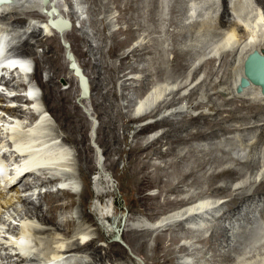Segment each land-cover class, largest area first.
<instances>
[{
    "label": "bare ground",
    "instance_id": "1",
    "mask_svg": "<svg viewBox=\"0 0 264 264\" xmlns=\"http://www.w3.org/2000/svg\"><path fill=\"white\" fill-rule=\"evenodd\" d=\"M121 1L122 0H113V3L118 4L120 7L118 6L117 7L120 8V10L123 11L124 14H128L126 17H121L120 19L127 20L128 22L130 20L134 21L136 18V20L139 22L140 16H138L139 13L137 12V8H136L139 4L136 6L135 3L133 4V1L123 0L126 3H124V7L122 8L121 5L123 3H121ZM233 1L234 0H231V2ZM60 2H61L60 0H49V5L45 8L41 5V0H10L9 3L0 5V69L6 71L4 73L5 76L3 75L5 78V81H3L5 82L4 84L9 88L14 89L13 91L18 92V94L14 96L15 97L14 101H10L13 103V106L11 108L4 105H0V108L8 116L5 118L4 116L0 115V122H2L0 124V127L1 126L3 127L4 125L6 126L5 133L3 134L2 140L0 141L1 144L0 148L4 150L13 148V150L16 152V157L14 158V160H16L17 158L19 159L21 158L22 162H24V160H30L31 163L27 164L29 167L40 166L37 169V171L41 173V175H39V178L37 177V175H33V174H26V175L32 176L34 177V179L37 177L34 181V185L39 182V184L44 185L43 187H45L48 190L45 193H38L36 198L25 199L23 201L24 207L22 211H18V209L14 210L12 208L13 200L16 199L13 195L7 198L6 196H4V193L0 194V214H2V209H6V212H3L4 213L3 220L7 222L6 225L3 221H0V229L3 231L4 227L9 226L11 222L16 221L14 218V214H15V216H18L20 219L17 220L16 222L23 227L22 231L24 233L23 235L19 236L20 237L19 239L16 238L15 240L0 238V245L7 244L9 246V247L6 246L4 251H7L8 249H11L12 251H17L18 254L16 258L23 259L29 257L33 259L31 262L32 264H35V258L37 259L39 257L41 259H39L38 262L45 260L48 261L47 264H139L135 259L130 257L127 253H125V251H123V249H121V247L117 244L118 242H116V240L114 241V238L117 237L116 236L117 234H119V239H121V241L123 242H127L124 239V233H127V236L125 237L127 238L126 240H129L131 244H135L136 241H138L137 234L141 233V235L143 236H149V235L151 236L152 234L157 233L155 236L156 245L154 249L162 250V252L163 251L165 252V254H163L164 261L168 260L169 254L172 253L173 251V254L175 253L179 255L173 259L174 261L173 264H192L191 263L193 261L192 255L196 257L195 253L193 252L195 250V247H197L198 244L204 243L205 246L208 245V247H206L208 251H206L205 249L204 252L202 251L201 253L200 251L199 253H197V254L201 253V256L198 255V257L204 259V261L211 262V264H245L246 262H244L243 260L240 261L239 259H234L231 256L232 252L234 253L235 251L237 252L238 250V249L236 250V247L234 246V241L237 242L235 236L238 237L239 235V234L236 235V231H237L236 227L238 225L241 226L245 223L246 224L251 223L252 218L253 217L257 218L258 215L264 216L263 215L264 214V177L262 178V180L260 179L261 182H259L258 185H255L254 188H252L253 186L249 179H248L249 181L245 183L248 184L247 186L242 185V187H240L241 184H239V187H236L238 183L241 182L242 180L241 177L244 174L240 175L242 172L234 173L233 169L230 167L231 165H229V167H223L220 170L219 167L216 165V167H218V171H216L217 169H215L214 171L213 167H212L213 170L212 168L207 169L206 168L207 163L208 161H210L207 158L212 155L211 154L212 149L211 151L206 152L205 149H199L198 148L199 146L196 147L193 145V143L197 141H203L207 139V137L209 136L210 138H214L215 140L216 137L220 138L224 134L228 135L234 133L235 131H237L240 134L246 133V135L247 133L249 134L250 132H253L256 133L255 134L256 136L258 135V138L260 137L259 140L264 138V96L261 95L260 88L258 86H254L250 84L248 87H244L240 93L237 92L239 80L243 77V62L245 58L253 52H258L259 54L264 56V0H256V6L254 7L257 14L255 15V13H252L255 15L253 19L251 18L252 20L243 19L245 23H242L243 22L242 20H240L242 22L236 20L233 21L228 20L229 18H227V16H229V10L227 9L228 6L227 0H221L222 6L224 7L222 12L220 10L221 13H219V9H220L219 5H221V3L218 4L216 2L218 4V7L214 11L212 10L214 4H211L212 7L211 9H209L213 11V15L214 12L216 13V17H217L216 19L219 20V26L228 29L227 33L223 34L225 36L223 38V42L220 41L222 43H219V45L216 46V49L218 48L220 52H223L222 53L223 56H225V55H230L228 54L230 52L228 48L229 47L232 48L231 53L233 52L232 54L234 57V62L232 61L234 63L233 70L236 75L234 78H232L233 79L232 84L231 81L229 82L219 81L218 85L215 84L212 86L211 83L208 82L211 87H208L209 88L208 90L206 89L207 90L206 95L200 97L201 93L199 94L200 95L199 96L198 90L200 89V87L202 88L203 85L206 84L205 82L207 81L206 80L207 78H205L206 76L203 78L204 79L203 81L201 82L199 81L200 78L199 71L200 70L202 71L203 68L201 67L204 66L203 64V66H201L199 69L198 68L196 70L194 69L193 70L194 72H192V74H189L185 78L186 79L185 82L178 81V85L177 83H175L177 85V86L174 85L175 87L174 86L168 87L169 85L165 83L168 88L163 87L164 85L158 87L155 86L150 90H147L142 95V97H140V100H138V102L132 106L133 109L132 112L134 116L132 118L128 117L126 123L123 124L124 131H126L129 128L134 129L133 131L134 135L132 136V139L134 140V145L131 146V148H129V153L127 155V160H128L127 167L123 170V173H126L125 175H127L129 179V183H130L129 186L132 189V192L138 196V200L139 202H141V206L144 208V210H153L154 208L161 207L162 203L160 204V202H158L159 195H162L164 197L176 195V197L182 196V198L180 201H178L179 203L170 205L169 206L170 208L167 211L163 212L164 211L163 209L161 215L157 216L156 213L154 218L150 221L149 225L146 223L136 222V221L134 223L133 221L134 227H132L130 230L126 229V227H128L127 225L128 220L127 219L123 220L122 218L116 217L114 214L116 211L119 210L118 208L120 206V200L114 199L113 205L111 203L110 204L107 203V205H105L104 203V205L107 206V210L105 214H104V209H106V207L103 204H99L97 202L95 203L94 206L95 207V211L93 213L94 216L87 215L85 211H83L86 210L88 206L92 205L91 203L92 201H89V199L92 196V192L90 189L89 174L92 171L94 172V170L96 169V167H94V158L97 156L94 154L93 147L90 144L88 132L91 129L87 123L88 120L86 121V116L84 115V113L82 114L80 110L79 102L81 104H84L85 106L87 102H89L88 105L95 108V113L97 114L98 118L100 117L101 119L99 132L97 131L98 135L96 137V142L103 147L102 154H106V153L110 154V152L113 151V145L119 143L120 137L118 138L116 135L118 122L115 121L116 119L114 120L112 114H107L109 106L113 104L111 103L109 105L107 103L108 100H106V97L107 94H109V92H107L104 95L101 94L102 92H100L102 89L101 87L102 85L99 79H101V77L97 76V78H94L95 80L94 82L91 81L90 77L88 76L85 69L81 65V62H79L75 57L74 58L75 62L82 69L83 75L87 78L89 77L88 78L89 96L88 98L85 99L79 98L80 88H79L78 80L75 77V75H73L72 71L70 70L71 71L70 72L68 70L69 61L66 60L67 49L63 48L65 47L64 46L65 42L61 41V43L63 44H61V48H60L58 41L60 40V37L67 35L74 41L76 45V50L80 54V56H82L83 58L90 56L87 55L88 53L87 50L86 51L85 49L82 50L81 46L86 42L82 37H80L76 32H74L72 25V23H75L80 19L81 8H79L78 6L76 7L73 6L69 8L70 9L69 13H65L62 9V4ZM153 2L152 4L155 7L154 8L155 11L156 9H158L159 12H161L164 9L163 8L164 5H162V1L154 0ZM183 2H185V0H182V3ZM244 2L245 0H240V1L238 0V3L242 4ZM31 3H34L35 5ZM211 3H214V1ZM51 4L53 5L54 8L58 10V16H60L63 19H67L71 22V28L69 30L63 33H59L53 30L48 25L47 15L43 12V8L48 10ZM152 4L150 3L149 5H151L152 7ZM243 5H240V7H238V11L239 10L243 11L241 10ZM36 7L38 9L34 10L36 9ZM147 8L145 9L149 11L148 10L149 8L148 9ZM236 8L237 7H235V9ZM235 9L234 11H236ZM139 10L141 9L139 8L138 11ZM157 13L155 14L154 12V15H157ZM189 13L192 14L191 11ZM161 14L163 13H160L159 15ZM171 14L173 17H175L178 14V11L172 10ZM252 14L251 15L248 14V15L252 16ZM154 15L151 17L152 21H155ZM201 15L203 14L201 13ZM237 16L239 17L240 15ZM249 16L247 18H250ZM160 17L162 19L164 16L163 17L160 16ZM147 18L148 17L143 16V19L141 20ZM155 18L157 19V16ZM165 18H167V16ZM41 19H43V21ZM173 19L174 18H172L170 24H174L175 21L173 22ZM210 19L207 20L210 21ZM147 20H145V22ZM150 22L151 21H149V23ZM195 22L197 25L198 24L197 21ZM206 24L207 23H205V25ZM182 25H184V23ZM163 26L165 27V25ZM190 26L187 27L190 28ZM82 27L83 26H81V28ZM207 27L209 28V26ZM140 28L141 27H138L137 29L140 30ZM145 28H146L145 31H147L148 28L147 27ZM202 28L205 29V27L203 26ZM158 30H157V34L160 32V31L158 32ZM175 30L177 29L175 28ZM154 31L156 30L154 29ZM195 31H197V33L194 34H198V32H201L200 30L199 31L195 30ZM213 31L214 30L210 31V34L208 33V35L211 36V32ZM118 32L125 34L123 35L126 36L124 40L122 41H118L119 39L117 40V37L119 36ZM136 33L133 32L132 27L128 26V28H126L125 30L122 29H119L118 31L116 30V32H114L111 37L114 38V44L111 50L113 54L115 50L118 48H120V50L122 51L124 47L127 46L128 44H130L131 46V50L129 52H127L126 54L122 53L120 55L121 61L119 68L124 71L128 69V67L127 68L125 67V63L127 60L133 59L134 60L133 64H135V62L136 63L139 62L138 64L141 65L140 61L145 60L144 55L146 54L150 55L152 53L151 52L152 50H150V46L152 47V45L149 46L146 43H148L150 40L152 42L155 41L156 36L150 37L153 33L146 34L145 35L146 37H150L149 40L148 38H146L145 39L146 42L143 43L140 42L138 43V45H136L137 42V40L135 39ZM205 33H206V29H205ZM205 35H207V33ZM214 35L216 34L214 33ZM160 37L162 36L159 35V38ZM205 37H209V36H205ZM85 38L87 40L88 37ZM94 38L92 37L91 39L93 40ZM176 38L177 37L175 36L172 37V41L175 44L177 41ZM201 39L203 40V38ZM206 39L208 38H205V40ZM165 40L163 39V41L161 42H164ZM205 40H203L202 42H205ZM208 40H206L207 44L210 41ZM50 41L51 43H49ZM133 42L135 43L134 48H132L134 45ZM162 44L161 46H163ZM168 44L171 45L170 43ZM188 44H190V42ZM40 48H41V53H39L38 51V49ZM101 50L102 49H100V51ZM172 50L176 51L175 53L176 55L175 56L173 55L175 59L172 61L173 64H171L174 68V69L172 68L174 74L176 72H179L180 70L184 71L185 67L186 69H188L189 66L195 67V65L193 64H188L190 60H193V55L197 54L195 53L196 51L195 52L193 51V48L173 47ZM71 51L72 49H70L69 52L71 53ZM11 52H15V53H11ZM159 53L161 54L162 52L159 51ZM213 53H215V55L218 54V52H213ZM168 54L170 53H168L167 51V55ZM19 55L29 56L30 59L20 60ZM167 55H163V57H166ZM215 57L216 56L208 59L205 63V66L214 63L216 61ZM149 58L150 59L147 60V64L145 65L146 67L142 68L140 71L138 68L140 65L138 64H137L138 67L129 66L130 72L124 74L121 77V79L125 78L123 81L124 83L123 89L128 90L130 88L131 90L132 88L133 91L134 90L137 91L135 87L136 82H139L141 80L142 82L147 81L149 78H156L157 80H160L164 75L166 76V73L164 72L165 69L162 70L161 67H160L161 69H159V66L155 65V61L154 62L151 61L156 59V57L152 59L149 56ZM160 58L162 57L160 56ZM166 64L168 63L166 62ZM32 65H33V74L29 77L26 70L30 69ZM228 65L230 64L228 63ZM85 66L91 69L93 72L97 67V65L92 64L90 61L86 63ZM163 67L165 68V66ZM170 70L168 73H170ZM190 70H192V68ZM42 71L45 73V80H42V75H41ZM138 73L139 74L143 73V76L137 75ZM128 74H134V77L130 76V78L129 77L127 78ZM27 77L30 79V81L35 80L37 88H34L33 86L27 88V85L23 83ZM61 77L67 83H69V86L62 90L61 87H59L58 84H56L55 82L57 79H60ZM140 77L142 78L141 80L139 79ZM187 80H190L188 84H187ZM127 82H129L128 83L129 86L126 85ZM171 82L174 83L173 81ZM220 87L221 88L223 87V91L218 90ZM188 89L189 91L183 94V92H185ZM30 91H31V96L34 98L33 102L30 101L31 96H26L23 93H21V92H30ZM95 91L98 93V95L101 94L102 102H99L98 101L99 99L95 100L94 98L95 96H93L92 94V92ZM138 91H141V89L138 88ZM3 92L4 94L0 95L1 97L0 102L6 103L7 97L5 93L8 92L6 90H3ZM181 93L183 95L177 98L176 97L177 94L180 95ZM161 98H164V100L159 102ZM184 101L187 102L186 103L187 105H190L185 108L186 110H184V107L182 106ZM15 103L17 104V106H15ZM131 104L132 103L129 101L127 105L125 104L126 105L125 108L130 109ZM152 106L155 107L150 111V113L148 112V114L145 113V115L139 116L140 112L148 111L151 109ZM228 107H231V109H228ZM31 108L34 109L35 112H31ZM119 109H121V105ZM206 110L208 112L211 111V113L207 115L206 113H204ZM191 111H194L193 113H195L196 111H200V113L194 115L193 113H191ZM244 111H246V113H249L250 115L241 114L242 112L244 113ZM115 112L118 111L116 110ZM212 112H214V114H212ZM47 113L49 114L52 113L53 116L51 114L48 115ZM49 116L54 118V120L56 118V120L58 121L59 128L58 127H56L55 129L52 128L53 125L50 121ZM211 116H215V118L214 117L212 118ZM117 117L121 118V114H118ZM217 117H219V119H217ZM177 119L178 120L181 119L180 120L181 122L178 121ZM225 119L228 120L225 122L224 121ZM174 120L177 121L174 122ZM140 122L145 123L141 128H138V126H135L134 128L132 127V124H138ZM178 122L180 123L178 124ZM257 122L258 125L252 126V128L250 129L242 128V130L240 131L237 130L239 126L249 125L251 123H257ZM159 127H166L167 130H165L159 138L150 140L149 138L154 133L148 131ZM189 128L192 129L195 128V132L189 131ZM214 128H217L218 130L214 131ZM218 131L222 133L221 136H219ZM145 133L148 134L146 135V137L142 139L144 141H142L141 139H139V137L141 136V134H145ZM253 133L252 135H254ZM254 138L257 137L254 136ZM164 139L166 140L164 145H167V149L164 152H161V147L163 146L162 140ZM219 141L222 144L221 138ZM253 141L251 140V142ZM226 144H228V142H226ZM226 144L223 146H226ZM249 144L248 146L250 147ZM158 145L159 147L156 148ZM181 146L182 148H180L179 151H176V149H178ZM248 146L246 145V148ZM185 147L186 149H184ZM149 148H155L153 150V153L151 152L152 153L151 156L149 155L148 152L145 153L146 150H148ZM224 148L226 151V147ZM229 148L227 149L230 150ZM244 150L245 149H243V151ZM258 151L259 150H257L256 152ZM252 152L254 153L255 151L252 150ZM171 155H174L173 156L174 158L179 157L180 158L179 162L177 161L174 162L173 160H171V162L168 165L167 162L166 163L164 162L162 166L155 165L151 162V159L163 158L164 156H171ZM250 156H254V155L251 154ZM242 158L244 160V157ZM246 158H249V156L245 157V159ZM192 160H193L192 163L193 165L190 167L189 163H191L190 161ZM219 160L218 162H220ZM76 164L78 166H76ZM180 165L185 166V168H187V171H184L182 169L183 172H181ZM243 165L244 167L249 166L248 162L242 164V166ZM116 167L117 164H115L114 162H110L108 168L113 171L115 170ZM151 167L153 169L152 171L149 172V169ZM251 167H252V163H251ZM75 169H77L78 171L80 178L79 180L82 185V189L80 188L81 190L78 192H77L78 189L76 187L80 184L79 182H77V178L74 177L76 174ZM203 171L204 173L202 174V178L196 177L199 173ZM262 171L263 169L261 170V172ZM53 174H55L56 176L57 175L60 176L61 174V178L60 177L50 178L49 176ZM26 175L24 177H26ZM223 176L230 178L232 180V184L228 185L226 183L224 184V186L220 185V187H217L218 188L217 192H213V193L205 192L206 190L204 187H203L204 189L201 190L200 192L196 193L195 191H193V189L196 190L195 187L200 186L202 182L204 184L209 185L210 183L215 182L216 180L220 179ZM255 177L256 179H258L259 176H255ZM116 180H121V179L119 177H116ZM189 180L191 181L189 182ZM220 180L223 181V179ZM57 182H61V183L64 182L68 186V189L63 191L53 190V184ZM98 184H99L98 181H96L95 183L96 189H98L99 186ZM42 185H40V187H42ZM153 186L154 187L156 186V188L159 189L158 194H144L146 190H151ZM200 188L198 189V191L200 190ZM223 193L227 194L226 197L228 199L219 196ZM76 197H78V200H76ZM101 197L103 196L97 195L95 199L98 200ZM65 200L67 201L69 200L68 203ZM15 201L21 202L19 199H16ZM76 202L79 204L75 206ZM163 204L169 205L170 201L165 200ZM97 205L102 206V209H99ZM226 205L227 206L229 205V208L227 210L224 209L225 208L224 206ZM79 206L81 207V209H79L80 208ZM109 207L110 210L108 209ZM10 210L15 211V213H12ZM5 213H8V215H10L11 218H9ZM94 217L96 218L95 220ZM0 219L2 220V218ZM90 222H92L93 224H89ZM219 225L220 228L217 227ZM92 226H97V229L93 230ZM175 229L176 230L178 229L179 234H182V236L176 234ZM210 229L212 230L210 234L208 233L209 236L206 238L198 234L199 231L204 230L208 232ZM168 231L171 232V234H169L168 236L163 234V232H168ZM242 231H244V229ZM26 232H29L30 237H27L24 240ZM194 232H198L197 233L198 235H194ZM244 237L246 238L247 236ZM43 240H45V243L43 242ZM182 240H184L185 242L182 245L178 246L179 242H181ZM165 242L167 243V245L164 244ZM143 245H145L144 240L141 243V248L143 247ZM176 245L178 246L177 250L170 249V246H176ZM235 245L238 244L236 243ZM244 250L247 249L243 248V253L246 254L247 251L245 253ZM259 251L257 252L258 254L260 253ZM131 252L133 251L131 250ZM0 253H2V251H0ZM261 258L262 261L261 263L260 262L259 263L264 264V256ZM8 259L9 257L6 255H4L3 257L0 256V262H2L3 264L7 263ZM259 260L260 258L257 259V261ZM193 264H197V262H194Z\"/></svg>",
    "mask_w": 264,
    "mask_h": 264
},
{
    "label": "rangeland",
    "instance_id": "2",
    "mask_svg": "<svg viewBox=\"0 0 264 264\" xmlns=\"http://www.w3.org/2000/svg\"><path fill=\"white\" fill-rule=\"evenodd\" d=\"M61 2V4H62V9H63V11L65 12V13H69L70 12V7H73V6H78L79 8H81L80 10V13H81V15H80V19L77 21V22H75V23H72V25H73V30H74V32H76L80 37H82L83 39H84V41L86 42L85 44H82V46H81V48H82V50H84L85 49V51L87 50L88 51V53H87V55H90V56H87V57H85V58H83L82 56H80V54L77 52V50H76V45H75V43H74V41L69 37V36H67V35H64L63 37H60V40L58 41V44H59V46H60V48H61V44H63V43H61V41H64V42H67V43H69V45H70V49H72V51H71V53L74 55V58L76 57L77 58V60L79 61V62H81V65L83 66V68L85 69V71H86V73L88 74V76L90 77V79H91V81H95L94 80V78H97V76L98 77H101V79H99L100 81H101V87H102V89H101V91L100 92H102L101 94H106L107 92H109V94H107V97H106V100H108L107 101V103L110 105L111 103H113V104H111L110 106H109V108H108V113L107 114H112L113 115V117H114V120L116 121V122H118L117 123V131H116V135H117V137L119 138V143L117 144H115V145H113V151L112 152H110V154H102V151H103V147L100 145V144H98L97 142H96V137H97V135H98V132H99V127H100V125H101V119H100V117L98 118V116H97V114L95 113V108L94 107H91V106H89L88 105V103L89 102H87V104H86V106L84 105V104H81L79 101V106H80V110H81V112H82V114L84 113V115L86 116V121H87V123H88V125L90 126V131L88 132V136H89V139H90V144H91V146L93 147V151H94V154L97 156V157H95V155H94V167H96V169L94 170V172L92 171V172H90V174H89V181H92V183H93V190H94V192L91 190V192H92V196H91V198L89 199V201H92L91 203H92V205H90V206H88L87 208H86V210H83V211H85V213L87 214V215H92V216H94V211H95V203L97 202V203H99V204H103L104 205V203H105V205H107V203H113V201H114V199H117V200H120V206H119V210L118 211H116L114 214H115V216L116 217H119V218H122L123 220H128V222H127V225H128V227H126V229L127 230H130L132 227H134V223H135V221L136 222H142V223H146V224H148L149 225V223H150V221L154 218V216H155V214L158 216V215H161L162 214V211H163V209H164V211L163 212H165V211H167L170 207V205H173V204H176V203H179L178 201H180L181 200V198H182V196H177L176 197V195H172V196H168V197H164V196H162V195H159V200H158V202H160V204L162 203V205H161V207H159V208H154L153 210H144V208L141 206V202H139V200H138V196L135 194V193H133L132 192V189L130 188V183H129V179H128V177H127V175H125L126 173H123V170L127 167V163H128V160H127V155H128V153H129V148H131V146H133L134 145V140L132 139V136L134 135V133H133V131H134V129H132V128H129V129H127L126 131H124V129H123V124L124 123H126V121H127V118L129 117V118H132L134 115H133V112H132V106L135 104V103H137L138 102V100H140V97H142V95L147 91V90H150L151 88H153V87H158V86H163V87H167V85H169L168 87H172V86H177L178 85V81L180 82V81H183V82H185L186 81V77L189 75V74H192V72H194L193 70L195 69H199L201 66H203V64H204V66H205V63H206V61L208 60V59H210V58H212V57H214V56H216L215 58H216V61L214 62V63H212V64H210V65H206L205 67L203 66V67H201V68H203L202 69V71L200 70L199 72H200V78H199V81L201 82V81H203L204 79V77L205 78H207L206 80V84H202L203 85V87L201 88L200 87V89L198 90V95L200 96V97H202V96H204V95H206V93H207V90L209 89L208 87H211L210 85H209V83L208 82H210L211 83V85L213 86V85H215V84H217L218 85V82L219 81H227V82H229V81H231V84H232V82H233V79L232 78H234L236 75H235V72H234V70H233V62H234V57H233V52L231 53V47H229L228 49L230 50V52L228 53V54H230V55H225V56H223V52H220L219 50H218V48L216 49V46L217 45H219V43H222L223 42V38L225 37L223 34H226L227 33V30L228 29H226V28H224V27H222V26H219V20L218 19H216L217 17H216V13L214 12V15H213V11L215 10V9H217V7H218V4H220L221 3V0H185V2H183L182 3V0H160V1H162V5H164V9L161 11V12H159V10L158 9H156V11L154 10V6H153V4H154V0H139V1H141V2H139L138 0H125V1H133V4L135 3V5L137 6L138 4V6L136 7L137 8V12L139 13V15L138 16H140V18H139V22L136 20V18H135V20L133 21V20H130V21H128L127 22V20H123V19H120L121 17H126L128 14H124L123 13V11H121L120 10V8H118V7H120L118 4H116V3H113V0H79V1H76V0H60ZM112 1V2H111ZM123 1V0H122ZM121 1V3H123L122 5H121V7L123 8L124 7V3H126L125 1H123L122 2ZM147 1V2H146ZM150 1V2H149ZM164 1H166V2H164ZM214 1V3H211V2H213ZM228 1V0H227ZM240 1V0H239ZM81 2V3H80ZM137 2V3H136ZM149 2V3H148ZM152 2H153V4H152ZM197 2V3H196ZM218 4H217V3ZM249 2V3H248ZM255 2V3H254ZM79 3V4H78ZM144 3V4H143ZM152 4V7H151V5H149V4ZM165 3V4H164ZM209 3V4H208ZM31 4H34V3H31ZM145 4H147V5H145ZM175 4V5H174ZM179 4V5H178ZM209 6H208V5ZM211 4H214V6L212 7L211 6ZM244 4V5H243ZM255 4V5H254ZM35 5V4H34ZM140 5H141V7H140ZM167 5V6H166ZM169 5V6H168ZM207 5V6H206ZM227 9L229 10V16H227V18H229L228 20L230 21H233V20H236V21H240V20H242L243 21V19H250V20H252L253 18H254V16L257 14V12L255 11V7L254 6H256V0H245V2L244 3H238V0H234L233 2H227ZM238 5V6H237ZM240 5H243V7H242V9L241 10H243V11H238V7H240ZM118 6V7H117ZM144 6H146V7H144ZM149 6V7H148ZM216 6V7H215ZM220 7V9H219V13H221L222 11H223V9H224V7L222 6V3H221V5H219ZM116 7H117V9H116ZM149 9H148V8ZM168 7V8H167ZM205 7V8H204ZM210 7V8H209ZM211 7H212V10H209V9H211ZM235 7H237L236 9H235ZM108 8V9H107ZM141 9V10H139V11H141V12H139L138 11V9ZM143 8H144V10H143ZM145 8H147L149 11H147ZM254 8V9H253ZM38 8L36 7V9H34V10H37ZM166 9H167V11H166ZM169 9V10H168ZM178 9V10H177ZM234 9L236 10V11H234ZM116 10H118V11H116ZM151 10V11H150ZM154 10V11H153ZM157 10H158V13H157ZM172 10H175V11H178V14L175 16V17H173L172 16V14H171V12H172ZM186 10V11H185ZM194 12H193V11ZM220 10H221V12H220ZM234 11V13H233V11ZM112 11V12H111ZM113 11H114V13H113ZM146 11V12H145ZM192 12V14L191 13H189V12ZM205 13H204V12ZM238 11V12H237ZM149 12V13H148ZM151 12V13H150ZM153 12V13H152ZM154 12H155V14L157 13V15H154ZM164 12H165V14H164ZM186 12V13H185ZM200 12V13H199ZM206 12H207V15H206ZM237 12V13H236ZM245 12V13H244ZM108 13V14H107ZM143 13V14H142ZM160 13H163V14H161V15H159ZM188 13V14H187ZM194 13V14H193ZM201 13L203 14V15H201ZM252 13H255V15L254 14H252ZM111 16H110V15ZM122 16H121V15ZM145 14V15H144ZM148 14H149V16H148ZM169 14V15H168ZM210 14H212V15H210ZM251 15L252 14V16H249V15ZM113 15V16H112ZM154 15V19H155V21H152L151 20V17ZM185 15V16H184ZM201 15V16H200ZM237 15H240L239 17L237 16ZM245 15V16H244ZM143 16L144 17H148L147 19H144V20H141V19H143ZM157 16V19H158V21H157V19L155 18ZM160 16H164L162 19H161V17ZM167 16V18H165ZM178 16H179V18H178ZM199 16V17H198ZM203 16V17H202ZM207 16H210V17H207ZM212 16V17H211ZM250 17V18H247V17ZM191 17V18H190ZM232 17V18H231ZM241 17V18H240ZM244 17V18H243ZM112 18V19H111ZM171 18V19H170ZM172 18H174L173 19V22H174V24H170V22L172 21ZM183 18V19H182ZM191 20H190V19ZM194 18V19H193ZM211 18V19H210ZM252 18V19H251ZM197 19H199V20H197ZM210 19V21H208V20ZM42 21H43V19H41ZM141 20V21H140ZM145 20H147L146 22H145ZM162 20V21H161ZM180 20V21H179ZM137 23H136V22ZM149 21H151L150 23H149ZM165 21V22H164ZM166 21H167V23H166ZM195 21H197V25H196V22ZM207 21V22H206ZM217 21H218V23H217ZM242 21H240V22H242ZM132 22V23H131ZM133 22H134V25H133ZM145 22V23H144ZM164 22V23H163ZM190 22V23H189ZM191 22H193V23H191ZM250 22V21H249ZM121 23V24H120ZM126 23V24H125ZM136 23V24H135ZM143 23V24H142ZM150 25H148V24ZM160 23V24H159ZM169 23V24H168ZM184 23V25H182ZM205 23H207L206 25L207 26H209V28L205 25ZM242 23H245L244 21L242 22ZM106 24H107V26H106ZM114 26H113V25ZM129 24V25H128ZM142 24V25H141ZM149 26H147V25ZM153 24V25H152ZM155 24V25H154ZM208 24H210V25H208ZM110 25V26H109ZM146 25V26H145ZM163 25H165V27L163 26ZM191 25V26H190ZM194 25H195V27H194ZM198 25H199V27H198ZM218 25V26H217ZM81 26H83L82 28H81ZM109 26V27H108ZM128 26H130V27H132V29H133V32L134 33H136L135 34V39L137 40V42H136V40H135V42H136V45H138V43H140V42H146V38H148V40H149V38L150 37H155V41H149L148 43H146V44H148L149 46L150 45H152V47L150 46V50H152L151 52L153 53H151L150 55L149 54H146V55H144V58H145V60H141L140 61V63H141V65L140 64H138V63H136L135 62V64H133L134 63V60L133 59H130V60H127L126 61V63H125V67L127 68L128 67V69L127 70H122V69H120L119 67V65H120V61H121V58H120V55L122 54V53H124V54H126L127 52H129L130 50H131V46H130V44H128L127 46H125L124 47V49L121 51L120 50V48H118V49H116L115 50V52H114V54L111 52V50H112V47H113V44H114V38H111L112 37V35H113V33L114 32H116V30L118 31L119 29H122V30H125L126 28H128ZM154 26V27H153ZM190 26V28H188V27ZM201 26V27H200ZM202 26L203 27H205V29H206V33H207V35H205L206 33H205V29L204 28H202ZM217 26V27H216ZM94 27V28H93ZM112 27V28H111ZM116 27V28H115ZM138 27H141L140 28V30H138L137 28ZM145 27H147L148 29H147V31H145ZM163 29H162V28ZM171 27V28H170ZM174 27V28H173ZM198 29H197V28ZM111 28V29H110ZM144 30H143V29ZM159 30H158V29ZM175 28L177 29V30H175ZM193 28V29H192ZM195 28V29H194ZM201 28V29H200ZM150 29V30H149ZM154 29L156 30V31H154ZM183 29V30H182ZM188 29V30H187ZM193 31H192V30ZM204 29V30H203ZM208 29V30H207ZM108 30V31H107ZM135 30H137V31H135ZM157 30H158V34H157ZM173 30H175V31H173ZM195 30H200L201 32H198V34H194V33H197V31H195ZM212 30H214L213 32H211V36L210 35H208V33L210 34V31H212ZM141 31V32H140ZM148 31H150V32H148ZM152 31V32H151ZM161 31H162V33H161ZM93 32V33H92ZM140 32V33H139ZM164 32V33H163ZM189 32V33H188ZM121 35H120V34ZM149 33H153L150 37H146L145 35L146 34H149ZM162 35H161V34ZM171 33V34H170ZM185 33H187V34H185ZM204 33V34H203ZM214 33L217 35H214ZM91 34V35H90ZM94 34V35H93ZM201 34V35H200ZM214 36H213V35ZM118 37H117V40L118 41H122V40H124L125 39V37L126 36H123V35H125V34H122L121 32H118ZM159 35L160 36H162V37H160L159 38ZM166 36V38H165V36ZM193 35H195V36H193ZM108 36V37H107ZM141 38H140V37ZM173 36H175V37H177L176 38V44L172 41V37ZM201 36V37H200ZM205 36H209V37H205ZM85 37H88L87 38V40H86V38ZM94 38L93 40L91 39V38ZM164 37V38H163ZM169 39H168V38ZM208 38V39H206V40H208L209 42H208V44H207V41L205 40V38ZM98 38H100V39H98ZM140 38V39H139ZM144 38V39H143ZM165 40V39H167V40H165L164 42H161V41H163V39ZM171 38V39H170ZM190 38V39H189ZM197 38V39H196ZM199 38V39H198ZM201 38H203V40H205V42H202L203 40L201 39ZM91 39V40H90ZM108 39H110V40H108ZM157 39H158V42H157ZM162 39V40H161ZM186 39V40H185ZM222 39V40H221ZM100 42H102V43H100ZM102 40V41H101ZM159 40H160V43H159ZM169 40V41H168ZM183 40V41H182ZM93 43H91V42ZM95 41V42H94ZM194 41V42H193ZM220 41H222V42H220ZM111 42V43H110ZM150 42H152V43H150ZM167 42V43H166ZM190 42V44H188ZM49 43H51V41L49 42ZM95 43H96V45H95ZM107 43V44H106ZM134 43V42H133ZM158 43V44H157ZM163 43V44H162ZM166 43V44H165ZM168 43H170L171 45H169ZM194 43V44H193ZM98 44V45H97ZM102 44V45H101ZM131 44H132V42H131ZM159 44H160V46H159ZM161 44L163 45V46H161ZM193 44V45H192ZM196 44V45H195ZM199 44V45H198ZM104 45H105V47H104ZM144 45V44H143ZM153 45H154V47H153ZM156 45V46H155ZM184 45V46H183ZM197 45H198V47H197ZM202 47H201V46ZM206 45V46H205ZM63 46V45H62ZM102 46V47H101ZM134 46H135V43H134V45H133V47L132 48H134ZM159 46V47H158ZM169 46V47H168ZM189 46V47H188ZM204 46V47H203ZM99 47H101V48H99ZM128 47V48H127ZM156 47H158V48H156ZM165 47V48H164ZM173 47H177V48H193V51L195 52V53H197V54H194L193 55V60H190L189 62H188V64H193V65H195V67L193 66V67H191V66H189L188 67V69H186V67H185V69H186V71H185V69H184V71L183 70H180L179 72H176L175 74L173 73L174 71H173V66L171 65V64H173V60L175 59L174 58V56L176 55L175 53H176V51L175 50H172V48ZM64 49H65V47H63ZM91 48V49H90ZM92 48H93V50H92ZM127 48V49H126ZM156 48V49H155ZM160 48V49H159ZM168 48V49H167ZM200 48H201V50H200ZM203 48V49H202ZM99 49V50H98ZM100 49H102L101 51H100ZM126 49V50H125ZM197 49V50H196ZM216 49V50H215ZM158 50V51H157ZM163 50V51H162ZM165 50H166V52H165ZM199 50V51H198ZM215 50V51H214ZM38 51H39V53H41V48L40 49H38ZM118 51V52H117ZM154 51V52H153ZM156 51V52H155ZM159 51H161L162 53L160 54L159 53ZM167 51H168V53H170V54H168L167 55ZM100 52H101V54H100ZM213 52H218V54H216L215 55V53H213ZM157 53V54H156ZM159 53V54H158ZM174 53V54H173ZM95 54V55H94ZM103 54V55H102ZM110 54V55H109ZM232 54V55H231ZM101 55V56H100ZM148 55V56H147ZM156 55V56H155ZM163 55H167L166 57H163ZM174 55V56H173ZM149 56L153 59L154 57H156V59H154V60H151V61H155V65L156 66H159V69H161L162 68V70H164V72L166 73V76H165V78H164V76L160 79V80H157L156 78H149L147 81H143L142 82V78L140 77L139 79L141 80V81H139V82H136L135 83V87H136V89H137V91H133V89L131 88V90H130V88L128 89V90H125V89H123L124 88V83H123V81H124V79L122 78L121 79V77L124 75V74H127V73H129L130 72V69H129V66H133V67H138V65H140L138 68H139V71L142 69V68H144V67H146L145 65L147 64V60L148 59H150L149 58ZM160 56L162 57V58H160ZM197 56V57H196ZM95 57V58H94ZM100 57V58H99ZM158 57H159V59H158ZM223 59H222V58ZM165 58V59H164ZM233 58V59H232ZM88 59V60H87ZM194 59H196V60H194ZM67 60V59H66ZM96 62H94V61ZM98 60V61H97ZM101 60V61H100ZM118 60V61H117ZM132 60H133V62H132ZM231 60V61H230ZM91 62L92 64H95V65H97V67H96V69L94 70V72L91 70V69H89L88 67H86L85 66V64L86 63H88V62ZM150 61V60H149ZM158 61V62H157ZM161 61H163V62H161ZM196 61V62H195ZM205 61V62H204ZM222 61V62H221ZM233 61V62H232ZM105 62V63H104ZM128 62V63H127ZM157 62V63H156ZM166 62L168 63V64H166ZM202 62H204V63H202ZM221 62V63H220ZM144 63V64H143ZM165 63V64H164ZM196 63V64H195ZM202 63V64H201ZM228 63L230 64V65H228ZM127 64V65H126ZM138 64V65H137ZM152 64V63H151ZM220 65V66H219ZM100 66V67H99ZM163 66H165V68L163 67ZM210 66V67H209ZM161 67V68H160ZM169 67V68H168ZM192 68V70H190L191 68ZM173 68V69H172ZM209 68V69H208ZM88 69V70H87ZM125 69V68H124ZM171 69V70H170ZM205 69H206V71H205ZM68 70L70 71V69H69V67H68ZM169 70H170V73H168L169 72ZM209 70V71H208ZM233 70V71H232ZM48 71V70H47ZM89 71V72H88ZM122 71V72H121ZM182 71V72H181ZM198 71V70H197ZM71 72V71H70ZM104 72V73H103ZM181 72V73H180ZM203 72H205V73H203ZM209 72H210V74H209ZM90 73V74H89ZM231 74V75H230ZM234 74V75H233ZM41 75H42V80H45V73L42 71L41 72ZM137 75H139V76H143V73H138ZM171 75V76H170ZM210 75V76H209ZM230 75V76H229ZM67 76H70V75H67ZM94 76V77H93ZM130 76H132V77H134V74H128L127 75V78L129 77L130 78ZM209 76V77H208ZM231 76H233V77H231ZM88 77V78H89ZM132 77H131V79H132ZM231 78V80H230V78ZM103 78V79H102ZM176 78H177V80H176ZM166 79V80H165ZM190 79V78H189ZM209 79V80H208ZM120 80V81H119ZM105 81V82H104ZM161 81H162V83H161ZM171 81H173L174 83H172ZM177 81V82H176ZM189 81L190 80H187V84L189 83ZM198 81V82H199ZM56 84H58V86L59 87H61V90L62 89H64V88H67L68 86H69V83H67L62 77L60 78V79H57L56 81ZM59 82V83H58ZM104 82V83H103ZM142 82V83H141ZM217 82V83H216ZM123 83V84H122ZM128 83L129 82H127L126 83V85L127 86H129L128 85ZM167 85H166V84ZM175 83H177V85L175 84ZM214 83V84H213ZM104 84V85H103ZM172 84V85H171ZM174 86V87H175ZM104 87V88H103ZM167 87V88H168ZM205 87V88H204ZM227 87V86H226ZM127 88V87H126ZM138 88H140L141 89V91H138ZM204 88V89H203ZM207 89V90H206ZM122 90V91H121ZM124 90H125V92H124ZM219 91H223V87L221 88H219L218 89ZM129 91V92H128ZM189 91V89L188 90H186L185 92H183V94H185V93H187ZM211 92H212V90H211ZM210 92V93H211ZM131 93V94H130ZM92 94H93V96H95L94 98H95V100H98L99 102H102V98H101V94H99L98 95V93L95 91V92H92ZM130 94V95H129ZM182 93L180 94V95H178L177 94V98H179L180 96H182L183 95ZM203 94V95H202ZM128 95V96H127ZM225 96V95H224ZM98 97V98H97ZM128 97V98H127ZM131 97V98H130ZM127 99H129V100H127ZM202 99V98H201ZM200 99V100H201ZM164 100V98H161V100H159V102L160 101H163ZM168 100H170V99H168ZM97 101V102H98ZM111 101V102H110ZM131 102L132 104H131V107H130V109L129 108H125L126 107V105L128 104V102ZM220 101V100H219ZM98 102V103H99ZM167 102V101H166ZM187 102L186 101H184L183 102V107H184V110H186L185 108L187 107V106H190V105H187L186 104ZM194 103H195V101H194ZM119 104V105H118ZM126 104V105H125ZM156 104H157V102H156ZM120 105H121V109H119L120 108ZM123 105V106H122ZM116 106V107H115ZM118 107V108H117ZM113 108V109H112ZM129 110V111H127V110ZM153 109V108H152ZM151 109V110H152ZM228 109H231V107H228ZM118 111V112H115V111ZM150 110V111H151ZM111 111V112H110ZM201 111V110H200ZM200 111H196L195 113H193L194 111H191V113H193L194 115H197V114H199L200 113ZM106 112H107V110H106ZM87 113H88V115H87ZM95 113V114H94ZM150 113V112H149ZM204 113H206L207 115H209V113H211V111H205ZM48 115H52L53 116V114L52 113H47ZM91 114H93V115H91ZM118 114H121V118L120 117H117V115ZM125 114V115H124ZM148 114V113H147ZM212 114H214V112H212ZM241 114H247V115H250L249 113H246V111H244V113L242 112ZM188 115V114H187ZM225 115V114H224ZM7 116V115H6ZM106 116V115H105ZM238 116V115H237ZM97 117V118H96ZM212 118L214 117L215 118V116H211ZM49 118H50V121H51V123H52V128H56V127H58V121L56 120V118H55V120H54V118H52L51 116H49ZM120 118V119H119ZM123 118V119H122ZM137 118H139V117H137ZM221 118V117H220ZM52 119V120H51ZM126 119V120H125ZM217 119H219V117H217ZM118 120V121H117ZM123 120V121H122ZM178 120V119H177ZM177 120H174V122H176ZM181 119H179L178 121H180ZM228 119H225L224 121L226 122ZM54 121V122H53ZM181 122V121H180ZM180 122H178V124L180 123ZM232 122V121H231ZM228 123H230V122H228ZM119 124H120V126H119ZM145 123H138V124H132V127L134 128L135 126H138V128H141L143 125H144ZM251 127H250V126ZM249 125H242V126H239L238 127V131H240V130H242V128H244V129H250V128H252V126H255V125H258V122L257 123H251V124H249ZM119 126V127H118ZM226 126H228V125H226ZM244 126H246V127H244ZM249 127V128H248ZM59 128V127H58ZM122 128V129H121ZM165 130H167V128L166 127H159V128H155V129H153V130H150V131H148V132H153L154 134H152V136L149 138L150 140H152V139H157V138H159L160 136H161V134L165 131ZM218 129L217 128H214V131H217ZM98 131V132H97ZM121 131V132H120ZM189 131H191V132H195V128H189ZM119 133V134H118ZM208 133H209V131H208ZM252 133L253 132H250L249 134L247 133V135H246V133H244V134H240V133H238L237 131H235L234 133H231V134H224L222 137H220L221 138V141H222V144H221V142L219 141L220 140V138L219 137H216V139L214 140V138H210V136L209 137H207V139H205V140H203V141H197V142H194L193 143V145L194 146H196V147H198L199 149H205L206 150V152L207 151H211V149H212V152H211V156L210 157H208L207 159H209L210 161H208V163H207V169L208 168H214V171H215V169H217L216 171H218V167H219V170L221 169V168H223V167H229V165H231L230 167L233 169V171H234V173L235 172H237V173H241L240 175H242V174H244L242 177H241V179L243 180H241V182L240 183H238V185L236 186V187H239V184H241L240 185V187H242V185H244V186H247L248 184H245L246 182H248L249 180L251 181V183H252V188H254V186L255 185H258L259 184V182H261V180H262V178L264 177V157H263V155H264V138H262V139H260L259 140V138H258V135L256 136L255 134L256 133H253L254 135H252ZM148 134V133H147ZM146 133L145 134H141V136L139 137V139H143L144 137H146V135H147ZM218 134H219V136H221L222 135V133L220 132V131H218ZM237 134V135H236ZM240 134V135H239ZM236 135V136H235ZM244 135V136H243ZM249 135V136H248ZM91 136V137H90ZM254 136L255 137H257V138H254ZM127 137V138H126ZM223 138H225V139H223ZM247 140H246V139ZM250 138H251V140L253 141L254 139L256 140H254L253 142H251V140H250ZM254 138V139H253ZM123 139H125V140H123ZM245 139V140H244ZM259 141H258V140ZM211 140V141H210ZM227 140H229V141H227ZM232 140V141H231ZM242 140V141H241ZM142 141H144V140H142ZM206 141H207V143H206ZM212 141H213V143H212ZM215 141V142H214ZM216 141H218L219 143H220V145H219V143L218 142H216ZM245 141V142H244ZM248 141H249V143H248ZM133 142V143H132ZM165 142H166V140L164 139V140H162V144H163V146L161 147V152H164L166 149H167V145H164L165 144ZM201 142H203V143H201ZM211 142V143H210ZM226 142H228V144H226ZM243 142V143H242ZM257 142H259V143H257ZM261 142V143H260ZM204 143H206V144H204ZM216 143V144H215ZM229 143H230V145H229ZM201 144H202V146H204V147H202L201 146ZM204 144V145H203ZM215 144V145H214ZM226 144V146H223V145H225ZM248 144L250 145V147L248 146ZM253 144V145H252ZM258 144H260V145H258ZM207 145V146H206ZM210 145V146H209ZM213 145H214V147H213ZM246 145L248 146L247 148H246ZM256 145V146H255ZM259 146V147H258ZM159 147V145L156 147V148H158ZM212 147V148H211ZM215 147H217V148H215ZM223 147V148H222ZM224 147H226V151H225V148ZM230 147V148H229ZM234 147V148H233ZM252 147H253V149H252ZM256 148V150H255V148ZM262 147V148H261ZM169 148V147H168ZM180 148H182V146L181 147H179L178 149H176V151H179L180 150ZM214 148V149H213ZM227 148H229L230 150H228ZM233 148V149H232ZM121 149V150H120ZM155 148H149L148 150H146V152L145 153H149V155L151 156L152 155V153H153V150H154ZM184 149H186V147L184 148ZM232 149V150H231ZM243 149H245L246 151H247V153H246V151L244 150L243 151ZM251 149V150H250ZM119 150V151H118ZM224 150V151H223ZM251 152H250V151ZM252 150L253 151H255L254 153L252 152ZM257 150H259L258 152H256ZM218 151H221V152H218ZM232 151V152H231ZM243 151V152H242ZM249 151V152H248ZM261 151V152H260ZM121 152V153H120ZM152 152V153H151ZM223 152V153H222ZM259 152H260V154H259ZM98 153V154H97ZM113 153V154H112ZM230 153H231V155H230ZM245 153H246V155H245ZM262 153V154H261ZM176 154V153H175ZM249 154V155H248ZM254 155V156H250V155ZM259 154V155H258ZM227 155H228V157H227ZM174 155H171V156H164L163 158H157V159H151V162L153 163V164H155V165H160V166H162L163 164H164V162L166 163L167 162V165L171 162V160H173L174 162H179V160H180V158L178 157V158H174L173 157ZM218 156V157H217ZM223 156V157H222ZM226 156V157H225ZM233 156V157H232ZM249 156V158H246L245 159V157H248ZM262 156V157H261ZM109 157V158H108ZM235 157V158H234ZM242 157H244V160H243V158ZM97 158V159H96ZM173 158V159H172ZM217 158V159H216ZM253 158H255V159H253ZM215 159V160H214ZM220 159V160H219ZM231 159V160H230ZM235 159H238V160H235ZM241 159H242V162H241ZM253 159V160H252ZM214 160V161H213ZM217 160V161H216ZM218 160L220 161V162H218ZM235 160V161H234ZM248 160V161H247ZM261 160V161H260ZM216 161V162H215ZM232 161H233V163H232ZM253 161V162H252ZM110 162H114L115 164H117V167L115 168V170H111V169H109L108 167H109V164H110ZM191 163H189L190 164V167L193 165L192 163H193V160L192 161H190ZM212 162V163H211ZM214 162V163H213ZM234 162H235V164H234ZM248 162V165L249 166H247V167H244V165L242 166V164H244V163H247ZM255 162V163H254ZM78 163V162H77ZM109 163V164H108ZM211 163V164H210ZM216 163V164H215ZM251 163H252V167H251ZM215 164V165H214ZM222 165V167H221V165ZM226 165V166H224V165ZM237 164V165H236ZM239 164V165H238ZM263 164V165H262ZM105 165H107V166H105ZM216 165L218 166V167H216ZM255 167H254V166ZM259 165H262V166H259ZM76 166H78L77 164H76ZM209 166V167H208ZM196 167V166H195ZM216 167V168H215ZM251 167V168H250ZM262 167V168H261ZM76 168V167H75ZM78 168V167H77ZM180 168H181V172H183V170L184 171H187V168H185V166H183V165H180ZM213 168H212V170H213ZM152 167L149 169V172L150 171H152ZM183 169V170H182ZM186 169V170H185ZM263 169V171L261 172V170ZM97 170V171H96ZM242 170V171H241ZM244 170V171H243ZM246 170V171H245ZM258 170H259V172H258ZM238 171H240V172H238ZM75 172L78 174V171H77V169H75ZM204 173V171L203 172H201V173H199L196 177H198V178H202V174ZM260 173V174H259ZM115 175V176H114ZM251 175V176H250ZM261 175V176H260ZM78 176V179H80L79 178V174L77 175ZM255 176H259L258 177V179H256V177ZM116 177H119L121 180H116ZM256 179V181H255V179ZM220 179H223V181L222 180H220ZM220 179H218V180H216L215 182H212V183H210L209 185H207V184H204L203 182H202V184L200 185V186H198V187H195L196 188V190H194L193 189V191H195L196 193L197 192H200L201 190H203L204 188H205V192H208V193H213V192H217V187H220V185H223L224 186V184H232V180L230 179V178H228V177H226V176H223V177H221ZM249 179V180H248ZM261 179V180H260ZM201 180V179H200ZM246 180V181H245ZM96 181H98V189H96L95 187H96V185H95V183H96ZM103 181V182H102ZM191 180H189V182H190ZM253 181V182H252ZM258 181V182H257ZM244 182V183H243ZM250 183V184H251ZM257 183V184H256ZM79 184H80V187H81V189H82V185H81V182H80V180H79ZM120 185H121V187H120ZM243 186V187H244ZM154 187V186H153ZM151 188V190H146L145 192H144V194H158V192H159V189L158 188H156V186L154 187V188ZM201 187V188H200ZM204 187V188H203ZM200 188V190L198 191V189ZM207 188V189H206ZM80 189V190H81ZM91 189V188H90ZM126 189V190H125ZM123 190V191H122ZM192 190V189H191ZM233 190V189H232ZM253 190V189H252ZM97 195H102L103 197H101V198H99L98 200L97 199H95V197L97 196ZM226 195L227 194H221V195H219L220 197H223V198H225V199H228L227 197H226ZM123 197V198H122ZM222 198V199H223ZM163 199H164V201L165 200H167V201H170V204L168 205V204H163ZM76 200H78V197H76ZM67 203H68V201L67 200H65ZM78 202H80V201H78ZM101 202H103V203H101ZM79 203H77L76 202V204H75V206L76 205H78ZM104 205V206H105ZM74 206V207H75ZM14 207V206H13ZM23 207H24V204H22V205H17V209H18V211H22V209H23ZM80 207V206H79ZM97 207L99 208V209H102V206H100V205H97ZM106 207V209H104V214L106 213V210H107V206H105ZM225 208V210H227L228 208H229V205L227 206H224ZM79 209H81V207L79 208ZM109 210H110V207L108 208ZM161 210V211H160ZM260 210V209H259ZM259 210H257V211H259ZM92 211V212H91ZM259 212H261V211H259ZM20 213H22V212H20ZM258 215V214H257ZM264 215V214H263ZM123 216V217H122ZM263 217V218H262ZM93 218V217H92ZM256 217H253L252 218V221H251V223H248V224H243V225H238L237 227H236V235H238V237L237 236H235L236 237V240H237V242L236 241H234V246L236 247V250H237V252L235 251L234 253L232 252L231 253V256H232V258H234V259H239L240 261L241 260H243L244 262H246L245 264H260L261 263V261H262V258L261 257H263L264 256V216H262V215H258L257 216V218L255 219ZM96 218L94 217V220H95ZM123 220H122V222H123ZM259 220V221H258ZM132 221V222H131ZM133 221H134V223H133ZM89 224H93L92 222H90ZM250 225V226H249ZM239 226H240V228H239ZM218 228H220V225L219 226H217ZM216 228V227H215ZM92 229L93 230H95V229H97V226H92ZM239 229V230H238ZM241 229V230H240ZM244 229V231H242ZM211 230L212 229H210L208 232H206V231H199V233L198 232H194V235H202V237H208L209 236V234H210V232H211ZM246 230V231H245ZM247 230H249V231H247ZM176 231V232H175ZM175 233L176 234H179V230L177 229H175ZM120 232H121V229H120ZM126 232V231H125ZM240 232V233H239ZM96 233V232H95ZM175 233H173V234H175ZM198 233V234H197ZM209 233V234H208ZM245 233H247V234H245ZM116 234V233H115ZM156 234L157 233H154V234H152L151 236L149 235V236H143V235H141V233H139V234H137V236H138V241H136V243L135 244H131L130 242H129V240H126L127 238H125L126 236H127V233H124V239H125V241H127V242H123V241H121V239H120V241L118 242V241H116V242H118L117 244L121 247V249H123V251H125V253H127L130 257H132L133 259H135L139 264H173L174 263V261H173V259L175 258V257H177V256H179L178 254H173V251H172V253H170L169 254V257H168V260L167 261H164V258H163V254H165V252L163 251L162 252V250H156V249H154L155 248V245H156V242H155V236H156ZM159 234H162V233H159ZM163 234L164 235H169V234H171V232L170 231H168V232H163ZM192 234H193V232H192ZM245 234V235H244ZM180 236H182V234H179ZM206 235V236H205ZM94 236H97V235H94ZM117 236V235H116ZM244 236H247L246 238L244 237ZM145 237V238H144ZM42 238V237H41ZM238 238H239V240H238ZM242 238V239H241ZM43 239V238H42ZM117 239V238H116ZM116 239H114V241L116 240ZM143 240L145 241V245H143V247L141 248V243L143 242ZM241 241V242H240ZM43 242L45 243V240H43ZM185 241L184 240H182L181 242H179V244H178V246H180V245H182L183 243H184ZM139 243V244H138ZM238 244V245H235V244ZM240 243V244H239ZM243 243V244H242ZM165 245H167V243L165 242L164 243ZM242 244V245H241ZM48 246V245H47ZM133 246V247H132ZM178 246L176 245V246H170V249L171 250H173V249H176L177 250V248H178ZM172 247V248H171ZM206 247H208V245L207 246H205V244L203 243H201V244H198L197 245V247H195V250L193 251L194 253H195V255H196V257L194 256V255H192V260L194 261V262H197V264H211V262H207V261H204V259H202V258H200V257H198V255H200L201 256V253H202V251L204 252L205 251V249H206V251H208L207 250V248ZM214 247V246H213ZM241 247V248H240ZM261 247V248H260ZM243 248L244 249H247V250H244V252L246 253V251H247V253L246 254H244L243 253ZM263 248V249H262ZM136 249V250H135ZM142 249V250H141ZM202 249V250H201ZM242 249V250H241ZM131 250L133 251V252H131ZM139 250H141V251H139ZM176 250H174V251H176ZM241 250V251H240ZM260 250V251H259ZM262 250V251H261ZM201 251V253L200 254H197V253H199ZM260 252L259 254L257 253V252ZM137 252V253H136ZM139 252V253H138ZM239 252V253H238ZM263 252V253H262ZM142 253V254H141ZM250 253V254H249ZM238 254V255H237ZM258 254V255H257ZM159 255V256H158ZM249 255H250V258H252V259H250L249 258ZM263 255V256H262ZM245 256H247V257H245ZM259 256V257H258ZM237 257V258H236ZM239 257V258H238ZM245 257V258H244ZM159 258V259H158ZM163 258V259H162ZM195 258V259H194ZM241 258H244V259H241ZM246 258H247V260H246ZM254 258V259H253ZM258 258H260V260L259 261H257V259ZM162 259V260H161ZM199 259V260H198ZM197 260V261H196ZM249 260V261H248ZM252 260H254V261H251ZM191 262L192 264L194 263V262ZM199 261V262H198ZM242 261V262H243ZM256 261V262H255ZM156 262V263H155ZM250 262V263H249ZM254 262V263H253ZM258 262V263H257ZM260 262V263H259Z\"/></svg>",
    "mask_w": 264,
    "mask_h": 264
},
{
    "label": "water",
    "instance_id": "3",
    "mask_svg": "<svg viewBox=\"0 0 264 264\" xmlns=\"http://www.w3.org/2000/svg\"><path fill=\"white\" fill-rule=\"evenodd\" d=\"M10 0H0V5L9 3ZM41 5L45 8L49 5V0H41ZM43 8V12L47 15L48 25L59 33H63L71 28V23L67 19H63L58 16V10L50 5L48 10ZM67 49V60L69 61V69L78 80L80 88L79 98L85 99L89 96V84L88 78L82 73V69L77 65L74 59V55L70 53L69 43H64ZM250 84L258 86L260 88L261 95L264 96V56L258 52L249 54L243 62V77L238 83L237 92H241L244 87H248ZM118 237V238H117ZM117 241H120L119 234H117Z\"/></svg>",
    "mask_w": 264,
    "mask_h": 264
}]
</instances>
